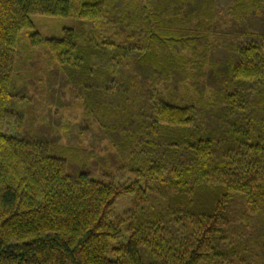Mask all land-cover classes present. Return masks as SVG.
I'll use <instances>...</instances> for the list:
<instances>
[{"label":"trees","instance_id":"trees-1","mask_svg":"<svg viewBox=\"0 0 264 264\" xmlns=\"http://www.w3.org/2000/svg\"><path fill=\"white\" fill-rule=\"evenodd\" d=\"M0 264H264V0H0Z\"/></svg>","mask_w":264,"mask_h":264},{"label":"rangeland","instance_id":"rangeland-1","mask_svg":"<svg viewBox=\"0 0 264 264\" xmlns=\"http://www.w3.org/2000/svg\"><path fill=\"white\" fill-rule=\"evenodd\" d=\"M32 20L34 23V31L39 32L43 39L59 36L62 34V31L66 28L75 29L77 31H83L86 33L89 30L90 23L88 21H84L80 19L79 17L72 15L70 17H57V16H47V15H33ZM25 41L22 45V49L25 48ZM41 52V51H40ZM25 59V58H23ZM26 67V65H24ZM29 69V67H28ZM24 70V69H23ZM24 79H20V85L22 81L24 80H30L32 79V76L29 71L26 72V69L24 70ZM34 91V90H33ZM32 91V92H33ZM69 111H66L64 114V118H70L69 117ZM83 110L81 108L77 109V116H72L71 120L72 122H77V120H80L83 116ZM64 119V120H65ZM131 197H123L120 199L117 210L119 213L123 212L129 205L131 201Z\"/></svg>","mask_w":264,"mask_h":264}]
</instances>
